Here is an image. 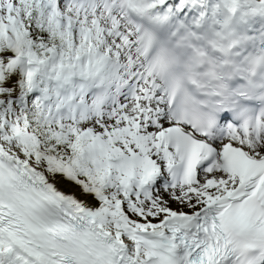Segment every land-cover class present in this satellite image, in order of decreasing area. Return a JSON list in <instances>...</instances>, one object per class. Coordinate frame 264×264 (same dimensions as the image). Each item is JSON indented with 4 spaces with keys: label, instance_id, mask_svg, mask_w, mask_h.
<instances>
[{
    "label": "snow or ice",
    "instance_id": "6c2138e0",
    "mask_svg": "<svg viewBox=\"0 0 264 264\" xmlns=\"http://www.w3.org/2000/svg\"><path fill=\"white\" fill-rule=\"evenodd\" d=\"M0 264H264V0H0Z\"/></svg>",
    "mask_w": 264,
    "mask_h": 264
},
{
    "label": "clouds",
    "instance_id": "9594fccd",
    "mask_svg": "<svg viewBox=\"0 0 264 264\" xmlns=\"http://www.w3.org/2000/svg\"><path fill=\"white\" fill-rule=\"evenodd\" d=\"M210 99H211V96L209 95L208 100H210ZM207 111H208V108H207V105H205V108L202 110V112H207Z\"/></svg>",
    "mask_w": 264,
    "mask_h": 264
}]
</instances>
